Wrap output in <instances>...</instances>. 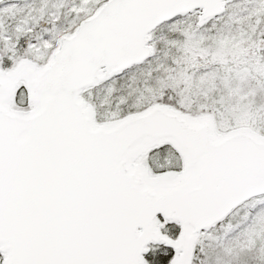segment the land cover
I'll list each match as a JSON object with an SVG mask.
<instances>
[{
    "label": "snow or ice",
    "instance_id": "1",
    "mask_svg": "<svg viewBox=\"0 0 264 264\" xmlns=\"http://www.w3.org/2000/svg\"><path fill=\"white\" fill-rule=\"evenodd\" d=\"M0 264H264V0H0Z\"/></svg>",
    "mask_w": 264,
    "mask_h": 264
}]
</instances>
